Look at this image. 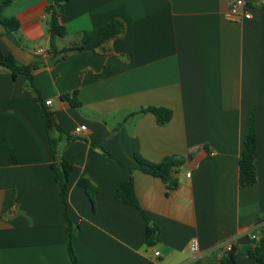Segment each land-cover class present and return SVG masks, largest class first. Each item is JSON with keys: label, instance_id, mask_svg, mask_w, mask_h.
<instances>
[{"label": "crops", "instance_id": "1", "mask_svg": "<svg viewBox=\"0 0 264 264\" xmlns=\"http://www.w3.org/2000/svg\"><path fill=\"white\" fill-rule=\"evenodd\" d=\"M231 1L67 0L59 16L66 34L53 39V0H11L3 8L19 25L10 32L0 24V49L35 66L38 99L22 75L0 66V264H71L66 214L79 264H228L222 242L240 253L262 237L263 0H244L251 16L239 19L225 14ZM110 19L124 31L105 44L109 53L59 58L83 31ZM47 99L62 131H52L56 157L72 164L64 202L50 167L40 104ZM151 106L170 109V119L160 123L140 111ZM251 111L256 181L240 188ZM134 153L150 162L174 156L181 164L168 186L142 171ZM80 177L94 186L93 203ZM129 177L140 209L115 197ZM144 216L160 227L153 245L145 242ZM236 264L256 262L239 255Z\"/></svg>", "mask_w": 264, "mask_h": 264}, {"label": "trees", "instance_id": "2", "mask_svg": "<svg viewBox=\"0 0 264 264\" xmlns=\"http://www.w3.org/2000/svg\"><path fill=\"white\" fill-rule=\"evenodd\" d=\"M11 0H1L0 2V24L4 27L6 31H16L18 29V22L14 17H7L3 15L2 11L5 6H7ZM67 0H53V3L48 8L50 17L48 21L50 38L63 37L66 34L64 26L59 21V16L63 11L64 5ZM261 7L264 9V0L261 3ZM124 31V26L118 19H110L106 23L91 29L86 30L81 33V36L77 42L63 47L59 52V58H63L67 53L74 51L91 50L98 53H109V49L105 47L110 40L120 36ZM0 66L7 68L12 77L20 74L24 77L30 92L33 96L38 99L36 88L32 82L31 70L34 69V65H19L15 62L11 54H7L0 49ZM66 98V95H62ZM70 103H73L69 100ZM41 104L42 117L44 120L45 127L49 133V144L54 155L53 161L51 163V169L54 172V179L59 186V193L62 201L65 200V194L72 171V164L62 157H56L58 138L52 137V131L57 130L62 132L59 126L55 123L51 111L45 108V103ZM141 112L150 111L154 114L157 121L162 123L170 119L171 110L165 107H146L141 108ZM69 138V136H66ZM4 139L0 138V142ZM104 154H107L104 152ZM256 157V130H255V120L253 112L249 113L247 129L243 138V149L241 156L238 159V186L240 188L250 186L256 181L255 175V165L254 160ZM115 159V158H114ZM134 159L138 164H140V169L146 173L160 177L168 186L171 184V173L174 168L181 164V160L174 156H165L159 162H150L143 159L139 154L134 153ZM118 161L117 159H115ZM119 162V161H118ZM77 183L85 190L89 199L93 203V192L95 190L94 186L85 178L80 177ZM115 197L125 203L131 204L136 208L140 209L136 195L133 188V180L131 177L129 179L122 181L115 192ZM68 227V237H67V250L70 258L71 264H79L77 256L72 248V235L73 230L71 227V222L65 215ZM146 221L145 227V242L148 245H153L159 240L160 227L150 222L147 216H144ZM262 237L255 243L247 244L243 247L240 253H235L233 247L231 250L224 254L223 261L228 264H236V258L239 255L248 256L253 258L256 264H264V228L261 229Z\"/></svg>", "mask_w": 264, "mask_h": 264}, {"label": "built area", "instance_id": "3", "mask_svg": "<svg viewBox=\"0 0 264 264\" xmlns=\"http://www.w3.org/2000/svg\"><path fill=\"white\" fill-rule=\"evenodd\" d=\"M226 16L231 19H239V18H250V10L246 7V4L244 0H232L226 10ZM42 49H39L41 51ZM45 105H50L51 100L47 99L44 101ZM84 125H81L80 127L76 128L75 130L78 131L79 129H83ZM190 172H187L185 175L189 176ZM252 239H256V235H251ZM220 248L223 251V253H227L232 248L231 241H224L220 244ZM198 249V243L195 238L190 239V250L192 252L197 251ZM159 251H154V255H158Z\"/></svg>", "mask_w": 264, "mask_h": 264}]
</instances>
